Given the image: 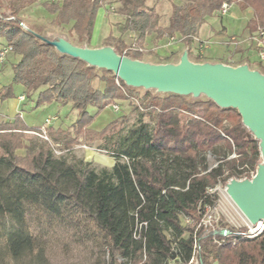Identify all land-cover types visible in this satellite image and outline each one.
Listing matches in <instances>:
<instances>
[{
	"label": "trees",
	"instance_id": "obj_1",
	"mask_svg": "<svg viewBox=\"0 0 264 264\" xmlns=\"http://www.w3.org/2000/svg\"><path fill=\"white\" fill-rule=\"evenodd\" d=\"M9 1L0 0V52L11 49L8 56L19 60L0 102L14 98L13 86H21L25 100L35 96L37 107L54 103L78 117L69 130L50 127L51 143L25 141L21 133L40 134L41 128L26 126L20 116L0 122V264H45L47 240L59 232L74 244L90 243L98 264H168L174 256L181 264L193 258L198 264H264V234L244 240L198 228L206 208L217 206V194L209 190L250 180L261 165L260 143L238 111L209 99L150 92L140 97L139 88L112 72L63 55L37 36L92 49L97 15L108 0L45 1V12L76 36L72 39L46 37L25 26L23 14L43 0H20L17 6ZM148 1H117L122 37L109 36L106 47L143 62L146 39L167 35L182 40L190 57L202 26L224 5L252 11L246 26L251 35L264 29V0H183L173 7L166 28ZM125 35L136 38L133 46ZM172 58L158 65L171 64ZM193 63L207 61L196 58ZM117 101L137 102V124L126 131L129 117L121 116L104 130H91L107 104ZM93 108L95 115L89 111ZM82 136L105 143L113 168L98 170L84 160L55 155L52 144L69 152ZM208 154L220 157L214 168L208 166Z\"/></svg>",
	"mask_w": 264,
	"mask_h": 264
},
{
	"label": "rangeland",
	"instance_id": "obj_2",
	"mask_svg": "<svg viewBox=\"0 0 264 264\" xmlns=\"http://www.w3.org/2000/svg\"><path fill=\"white\" fill-rule=\"evenodd\" d=\"M46 0H43L41 4L30 8L23 14V21L26 27H32L41 35L46 37L55 38L59 37V35H65L67 38H76V36L70 34L67 29L58 27L54 18L48 16L47 12H45L42 5ZM118 0H108L107 3L103 5L102 10H99L96 19L95 31L93 36V44L90 47H97L100 49L105 48V39L109 36H115V38L122 37L121 36V24L123 19L121 16L115 13L117 9ZM10 4L17 6L20 3V0H10ZM59 3V0H55L54 2H50L51 5H56ZM183 3V0H149L148 7L155 10V12L161 18V26L168 27L170 17L173 15V7L180 6ZM251 10L241 11L237 6H232L229 9L227 15L221 16L220 14H216L215 17L210 19L204 29L207 32L214 31L218 28H221L222 31L218 32L227 37L230 41V44L239 42V46H237V50L234 53H230V56L226 57L212 51L206 53V57L204 58L207 63L211 64H219V62H226L230 64L231 67H241L248 66L249 68H253L256 71H260L264 74V64L254 62V56L257 55L256 48L251 45V49L243 50L241 48L243 44L247 42V35L243 36L241 32L246 28L247 23L253 18ZM109 28V29H108ZM226 28V33H225ZM213 29V30H211ZM215 33V32H214ZM206 34V33H205ZM215 35H207L205 37L208 39H212ZM198 38H202L200 35ZM235 37L238 40H232L231 38ZM105 38V39H104ZM167 35L164 36L163 39L157 40L155 36L149 37L146 39L144 44V53H143V62L145 63H154L156 65L164 63V59L173 55L171 64H178L185 53H188V49L185 45H181L178 48L171 50L170 46H167L168 41L166 40ZM123 39L129 46H133L135 44V37H131L128 35L123 36ZM104 40V41H103ZM77 44H80L77 40H75ZM207 42H210L208 40ZM225 43V42H224ZM81 46H84L80 44ZM178 45V43H177ZM86 47V46H85ZM84 47V48H85ZM250 51V53H249ZM175 53V54H172ZM5 61L6 67L2 70V66H0V82L7 84V86L11 85L13 79V70L12 65L15 64L14 59L11 56H8ZM189 60L191 62H195L196 58L193 54H190ZM2 63V64H3ZM0 64V65H2ZM236 68V67H235ZM251 70V69H250ZM118 79V78H117ZM119 85V81L116 82ZM18 86H13L14 96H19L20 89ZM142 97L146 92H150L153 96H165L167 93H161L158 90H145L143 88H139L137 91ZM35 97V96H34ZM34 97L28 98L26 102H24L20 106V112L18 116L21 117V120L26 124V126L31 128H41L40 134L34 132H24L21 133L25 139V141L29 139H41L44 142L51 143V139L48 135V129L53 127L55 129H71L72 125L76 122L78 117L77 112L73 111L69 107L62 108L61 110L54 113L53 108H46L44 106L37 107L36 100ZM187 100L194 101L197 99H207V97L201 95L200 97L187 96ZM8 103V102H7ZM136 101L123 102L117 101L107 104V108L101 112L96 118L93 125L90 127L91 130L99 132L100 130H104V128L113 120L117 119V117L128 116V122H126L124 129L127 131L130 128L134 127L139 119V113L134 112L133 107L136 105ZM118 106L120 109L119 113H116L113 109L114 106ZM8 107L3 105L0 110V116L3 114L4 116L7 113ZM92 115L97 113V110L89 109ZM47 119H55L51 125H45ZM8 117H0V122L7 121ZM43 129L45 130V136L47 140H45L41 135H43ZM105 143L101 142L97 138H91L89 140L88 137L82 136L77 139V144L74 145L69 152L61 151L60 146L52 144L55 151V155L57 157L65 156L69 160L76 158L84 160L85 162L92 163L94 167L98 170L107 168L110 169L113 162H115L114 158L104 150ZM19 155H23V151H18ZM220 157L213 154H208L207 163L209 168H214L218 165ZM261 164L264 165V159L261 157ZM217 213L219 217V225L229 231L241 232L243 230L247 231L251 228L250 222L245 220V216L239 210V208L234 204L229 195L227 194V186L219 185V191L217 192ZM247 219V218H246ZM45 246V264H98L97 256H94L92 251V246L90 243H86L85 245H77L70 241L67 234L59 232L52 235L48 240Z\"/></svg>",
	"mask_w": 264,
	"mask_h": 264
},
{
	"label": "water",
	"instance_id": "obj_3",
	"mask_svg": "<svg viewBox=\"0 0 264 264\" xmlns=\"http://www.w3.org/2000/svg\"><path fill=\"white\" fill-rule=\"evenodd\" d=\"M63 55L80 59L91 67L112 72L132 88L158 90L177 96L201 95L222 109H235L247 128L260 143L264 159V75L248 66L195 64L185 53L178 64L155 65L133 61L117 55L112 48L89 49L72 45L65 39L49 42ZM227 194L253 226L264 222V165L250 180H232ZM176 260V256L171 258Z\"/></svg>",
	"mask_w": 264,
	"mask_h": 264
},
{
	"label": "built area",
	"instance_id": "obj_4",
	"mask_svg": "<svg viewBox=\"0 0 264 264\" xmlns=\"http://www.w3.org/2000/svg\"><path fill=\"white\" fill-rule=\"evenodd\" d=\"M51 1L54 2L55 0H51ZM229 9H230L229 6L224 5L222 10L220 11V15L221 16L227 15L229 12ZM166 40L168 41L167 46L174 45L177 43H182V40H180L176 37H168L167 36ZM249 40H250L251 45H253L257 50L256 56L258 57V60L260 62L264 63V29H260L258 32L251 35L250 37L248 36L247 41L249 42ZM195 41L198 44L197 49H196V56L199 59H204L205 54L209 50L210 45L208 42L197 41L196 38L194 39V42ZM131 50L143 52V49L142 50L136 49V47H133ZM10 51H11V49L5 50L4 52H0V64H2L6 60ZM19 99H20V101H24L25 97H20ZM113 109L116 113H119V111H120L118 106H114ZM53 121H55V119H47L45 122V125L47 124V126H49L52 124ZM41 137H43L45 140H47V137L45 136V130L44 129H43V135H41ZM218 191H219V185L213 189H210L209 194H217ZM219 220L220 219H219L218 213H217V206L207 207L205 210V213L203 214V217L200 221V224L198 225V228H200V227L204 228L205 227V229H207L208 232L213 233L214 235L221 234L225 237L235 236V237H239V238L244 239V240L245 239L253 240V239L259 238L261 235L264 234V222H260L255 226H253L251 224V228L248 229L247 231H241V232L233 233V232L229 231L228 229L220 227V225L218 224ZM189 264H198V261L196 258H193Z\"/></svg>",
	"mask_w": 264,
	"mask_h": 264
},
{
	"label": "crops",
	"instance_id": "obj_5",
	"mask_svg": "<svg viewBox=\"0 0 264 264\" xmlns=\"http://www.w3.org/2000/svg\"><path fill=\"white\" fill-rule=\"evenodd\" d=\"M208 23H206L205 25H203L202 26V28H201V30H200V32H199V35L202 37L201 39L200 38H196L197 39V41H201V42H207L208 40H210V42H208L209 43V45H210V47H209V50L207 51V52H209V51H212V52H214V53H217V54H220V55H223V56H225L226 57V55L227 56H230V54H229V52L230 53H234L235 51H238L237 50V46H239V44L241 45V43H239V42H235V43H232V44H230V41H226V40H228V38L226 37L225 38V36H223V35H221V34H218V32H220V31H222V29L221 28H223L224 29V27H221V28H218V29H216V30H214L213 32L212 31H210V32H207L205 29H204V27L207 25ZM109 29V28H108ZM211 30H213V29H211ZM226 28H225V33H226ZM215 32V33H214ZM206 33V34H205ZM218 34V36H215V37H213L212 39H208V38H206L205 39V37L207 36V35H211V34H213V35H215V34ZM241 34H243V36H246L247 35V37L249 36H251V34L249 33V31L245 28V29H243V31L241 32ZM105 39V38H104ZM232 40H238V39H236L235 37H232L231 38ZM104 41V40H103ZM239 41V40H238ZM225 42V43H224ZM248 42V41H247ZM94 43V42H93ZM182 45V43H178V45L177 44H174V45H170V48H172L171 50H174V49H176V48H178L179 46H181ZM197 46H198V44H197V42L195 41L194 43H193V46H192V50H191V54H193L194 56H195V58H197V56H196V49H197ZM251 43H250V40H249V45H248V43H245V44H243V46L241 47V48H243V50H246V49H248L249 48V50L251 49ZM92 49H100V47L99 48H95V47H93ZM206 52V53H207ZM249 53H250V51H249ZM172 54H175V53H172ZM226 54V55H225ZM205 57H206V54H205ZM11 58L12 59H14V61H15V63H17L18 62V60H19V58H17V57H15L14 55H12L11 56ZM254 58V62H258V63H262V62H260L259 60H258V57L257 56H254L253 57ZM5 63V62H4ZM2 64V65H0V66H2V70H4V68L6 67V65L5 64ZM221 63V62H220ZM150 64H154V63H150ZM264 64V63H263ZM251 70H253V71H256V70H254L253 68H250ZM7 86V84H4V83H1L0 82V92L2 91V89L4 88V87H6ZM17 88H19L20 89V94H19V96H14V98H12V99H9V100H7V101H5L4 103H1L0 102V110L2 109V107H3V105H6V107H8L7 109H8V111H7V113L9 112L10 114H6L5 116L2 114L0 117H8V120L7 121H12V120H14L18 115H20L19 114V112H20V106L24 103V102H26V100H24V101H20V97H23L24 96V93H25V90H24V88H22L21 86H18ZM13 93V92H12ZM14 94V93H13ZM34 100H36V97H34ZM8 102V103H7ZM47 108H53V110H54V113H56L57 111H59V110H61V107H59V106H57L56 104H51V105H45ZM44 106V107H45ZM45 107V108H46ZM62 129V128H61ZM64 130V129H63ZM115 165V162H113V164H112V166H111V168H113V166ZM110 168V169H111ZM168 264H181L179 261H177V260H174V261H170ZM214 264H218L217 262H215Z\"/></svg>",
	"mask_w": 264,
	"mask_h": 264
},
{
	"label": "bare ground",
	"instance_id": "obj_6",
	"mask_svg": "<svg viewBox=\"0 0 264 264\" xmlns=\"http://www.w3.org/2000/svg\"><path fill=\"white\" fill-rule=\"evenodd\" d=\"M232 200V199H231ZM235 204V203H234ZM240 210V209H239ZM243 214V213H242ZM245 220H247L246 218H245Z\"/></svg>",
	"mask_w": 264,
	"mask_h": 264
}]
</instances>
